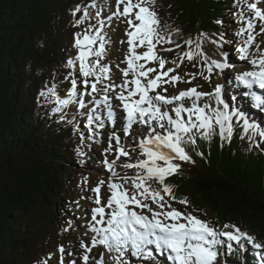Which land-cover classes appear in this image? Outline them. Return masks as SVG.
I'll return each mask as SVG.
<instances>
[{
  "label": "trees",
  "instance_id": "16d2710c",
  "mask_svg": "<svg viewBox=\"0 0 264 264\" xmlns=\"http://www.w3.org/2000/svg\"><path fill=\"white\" fill-rule=\"evenodd\" d=\"M96 1L0 0V264H50L62 241L75 244L79 220L71 213L86 219L85 212L74 206L83 204L74 190L91 187L82 181L79 168L88 160L86 148L100 153L101 138H88L89 130L81 122L86 115L77 118L74 103L52 114L54 104L39 94L55 85L60 97L66 96L70 79L65 77L71 71L66 64L73 58L75 33L95 25L90 5ZM243 4V0H155V10L162 27L180 30L173 39L181 45L201 32L219 43L221 33L226 40L231 35L241 40L236 33ZM77 6L81 10L73 16ZM85 9L89 19L76 26ZM182 50L161 56L174 67L170 61ZM74 71L80 78L77 67ZM214 76L220 77L215 71ZM233 124L230 140L217 134L210 140L197 137L195 146L187 145L195 163H183L166 183L174 186L177 198L187 197V211L200 219L217 227L236 225L264 241V141L258 136L250 141L235 120ZM172 206L185 208L175 202ZM202 211L212 215L201 218ZM223 247L218 264H259L251 246L241 252L233 243L231 253L226 244Z\"/></svg>",
  "mask_w": 264,
  "mask_h": 264
},
{
  "label": "snow or ice",
  "instance_id": "6c2138e0",
  "mask_svg": "<svg viewBox=\"0 0 264 264\" xmlns=\"http://www.w3.org/2000/svg\"><path fill=\"white\" fill-rule=\"evenodd\" d=\"M90 6L95 7V3ZM247 9L252 15L243 20L236 33L242 37L236 51L238 59L248 61L252 70L237 75L236 80L248 90L247 94L253 106L264 111V93L253 91L254 86L264 90V50L257 53L250 51L254 45L257 23L260 33H264V10L255 2H247ZM80 10L77 6L72 15L75 16ZM113 17L124 18L128 25V49L123 61L127 67L121 69L122 82H111L110 66L101 63L107 55L106 45L109 41L103 32L105 19L97 11V24H89L82 33H75L74 47L77 55L66 64L71 69L65 77L66 80H71L66 96L61 98L55 85L46 86V91L42 90L39 94L54 104L52 114L62 113L72 103H77L78 108L83 109L86 106L84 97L93 96L89 103L97 107L103 104L107 109V119L115 124L116 113L109 95L114 93L125 114L121 118L124 121L122 131L125 137L131 135L134 125L142 129L136 133L139 137L136 147L143 158L121 165L124 169H134L133 175L115 171L117 161L121 157H129L130 151L121 143L116 132L109 136V147L105 149V153L113 151L112 141H115V159L109 161L106 157L104 160L105 168L111 174L107 181L110 195L106 198V203L101 204V186L104 181L98 182L91 189L96 207L91 209V221L87 226L93 234L90 244L81 243L84 250L81 256L83 264H89V254L97 246H102L107 253L114 254V264H130V259L126 258L128 256L139 261H148L153 260L156 255L165 254L171 264H218V257L223 251L221 246L226 244L227 251L231 253L233 242L241 249L251 246L259 264H264V241L257 240L254 235L242 231L236 225L224 223L217 227L193 215L187 211V197L177 198L174 186L166 183L169 177L179 173L183 163H195L186 149L187 145L195 146L197 137L210 140L217 134L221 140H230L235 131L234 120L250 141L255 142L257 136L264 141V127L250 122L244 112L231 109L222 96L221 85H216L212 92L198 91L197 86L181 90L176 95H166L168 89L163 85L191 83L197 75L209 81L214 69L223 73L232 66L229 63V53L224 51L221 53L222 60L212 59L209 63V57L203 51V42L208 36L203 32L195 38L184 39L183 45L178 43L173 35H179L180 30L173 32L168 30L167 25L161 26L155 10V0H116V11L107 17V21L110 22ZM86 19H89L87 9L75 21V25L84 23ZM238 19H243L242 13ZM231 42L224 39V34L221 33L220 47ZM256 47L259 49V45ZM137 48H143L144 51L137 52ZM176 49L183 50L177 52L170 61L174 67L165 70L169 60L159 53L173 52ZM185 60L190 63L198 60L202 71L186 73L189 77L187 81L178 74L170 75ZM77 64L80 80L76 78L74 71ZM149 64L158 67H149ZM196 66L193 64V67ZM80 84L83 85L82 90L78 88ZM94 94L100 95V99H96ZM205 97L214 101V104H201L200 101ZM186 99L191 101L190 106L184 104ZM169 105L172 106L170 109ZM170 113H174V116ZM86 115L85 127L89 130L88 138H92L96 134L94 122L98 129L104 127V120L95 108L89 109ZM60 119L63 120L64 115ZM84 139L81 134V141ZM153 184L157 186L153 187ZM173 202L184 205L185 210L174 208ZM58 251L62 254L60 264H64L65 250L60 247ZM42 264H46V261ZM72 264L76 262L72 261ZM96 264H103V254Z\"/></svg>",
  "mask_w": 264,
  "mask_h": 264
},
{
  "label": "rangeland",
  "instance_id": "374dc122",
  "mask_svg": "<svg viewBox=\"0 0 264 264\" xmlns=\"http://www.w3.org/2000/svg\"><path fill=\"white\" fill-rule=\"evenodd\" d=\"M243 1H244L243 7L245 9V12L242 13L243 19H241V22L237 24L238 30L241 27L243 20L250 18L252 15V13L247 9V2H255V3H257V5L262 10H264V0H247V2H246V0H243ZM97 11H99L101 13V17L105 19V27L103 29V32H104V34H106V37L109 41V43L106 45L107 55L101 61V63L110 66V68H111V82L119 84L123 80V75H122L121 69L127 67L126 63H124L123 61L125 59V55H126L127 49H128V45L126 42L127 41L126 29L128 28V25H127L125 19L122 17L121 18L113 17L110 22L107 21V17L116 11V0H98L95 2V7H93L95 25L97 24V18H96V12ZM226 23H227V25H232V26L235 25L234 23L229 22V21L228 22L226 21ZM255 33H256V36H255L254 45L250 48V51L252 53H257L260 50H264V33H260V28H259L258 23H257V27L255 29ZM229 40L232 41L230 44H232L233 47L230 46L229 43H227L228 48L227 47H220L219 43H213L212 41L205 40L203 42V51L209 57V63L211 62L212 59L222 60L223 57L221 56V53L224 51H227L229 53V63L232 66L225 69L223 73H221L219 70L214 69L210 75L209 81H205L202 77L197 75L196 78L194 80H192L191 83L179 82L175 86H173L172 84L163 85V87H166L168 89L166 95H168V96L176 95L181 90H186L188 88L197 87V86H199V87H197L198 91L212 92L216 85L222 86L221 81L217 82V80L214 76V71H216V73H220L221 75L224 76L225 80L228 82V87H229L230 86L229 82L232 80L231 76H233V74L234 75L236 74V76H237L239 72L243 73L244 71H248L249 69H252V65L249 64L248 61H246V60L242 61V60L238 59V53H237L236 49L240 45L242 37H241V40H237L236 37H233L231 35ZM121 41H124V43H121ZM256 45H259V49L256 47ZM136 51L137 52H143L144 49L143 48H137ZM72 52H73V58H74L77 55V49L74 47ZM167 53L168 52H160L159 54L166 56ZM112 65H114V66H112ZM197 65L199 66V62H197ZM148 66L149 67H158V65H155V64H149ZM198 66L193 67V65H191V63L187 62V64H186L185 62H183V64H181L180 68H178L175 72L170 73V75H177L178 74L179 76H181L183 78L184 81H187L189 79V77L187 75H185L186 73H199L200 71H202ZM76 67L79 70L78 64L76 65ZM168 68H173V67H171L170 64L167 63L165 66V70H167ZM231 68H235V69H231ZM230 71H233V73L231 74ZM80 79L81 78H78V80H80ZM66 84H67L66 88H68V90H69L71 87V80L66 81ZM207 87H209L210 89L205 91L207 89ZM78 88L80 90H82L83 85L82 84L78 85ZM68 90H67V92H68ZM89 91H90V88H89ZM157 91H162V89H157ZM228 92H229L228 90L224 89L222 91V96L228 94ZM229 93L230 94L228 95V100H231V97L233 98V96H231V92H229ZM94 95H95L96 99H100V95H98V94H94ZM109 95L111 96V103H112L113 109L116 113L115 124H113L111 121H109L107 119V109L104 108L103 104H101L99 107H97L96 105L89 103L93 99V96H91V100L87 101L86 106L83 109H79L77 107L76 103H74L72 106V109L74 111L78 112V113H75V114H77V118L80 114L85 113V115H86L88 113L89 109L95 108L96 112L98 114H100L102 118L105 117V119L107 120L108 123L106 124L104 122L103 128L96 129L95 128V122H94L93 128L95 129L96 134L92 138L95 139L97 137L96 135H99L98 139L102 138V141L100 140V144H99L100 153L96 149L92 148V150L89 151L86 148V152L89 155L88 160H86L85 168H83V169L79 168V171L82 175V181L84 183H85V181H87L88 183H90L91 187H89L90 191H88L87 187H85L83 189L81 186L79 188H75V190H74L75 191L74 196H75L76 200L83 203L82 204L83 209L85 210L84 216L86 219L81 220L78 216H76V214H74L73 212L71 213V215L73 217L75 216L76 219L79 220L80 222L77 221L78 223H76V225L74 223L75 234H76L75 244H72L69 241H67V242L62 241L60 243V245H62L60 247H63V249L65 250L64 254H63L64 264H72V261H75L76 264H83V261L81 260V256L83 255L84 250L81 247V243L84 242V243L90 244L91 237L93 234L88 230L87 226H88L89 221H91V209L96 207V205L94 203V193L91 191V189L96 187L98 185V182L104 181L105 183L103 184V186H101V204H105L106 198L110 195V193L108 192V188H107V181H108L111 174L105 168L104 160H105L106 156H107V159L109 161L115 159V141L114 140L112 141L113 151L109 152V153H105V149L109 147V136L111 135V133L116 132L117 135H119L121 138V143L124 145V147L126 149H128L130 151L129 157H121L117 161V163L115 165V171L116 172H118L120 174L127 173L128 175H133L135 172L134 169H124L121 167V165L123 163H126V162L134 163L136 161V159L139 158V156H140L139 148L136 147V145L138 144V140H139V137H137L136 133L142 130L141 127L138 125H134L131 135L128 137H125V135L122 131L124 121L121 119L125 114L123 113L122 108L120 107V102L115 99V94L110 93ZM86 99H88V97H86ZM205 100H208V98L205 97L201 101L204 102ZM184 102L186 103V105L191 103V101L187 100V99ZM250 106H251V101L249 100L248 108ZM171 107H172L171 105L168 106L169 109ZM248 114L251 117H253L255 115L258 116L257 112L253 111V109L251 110V113H248ZM172 115L174 116L173 113H172ZM81 119H82L81 122H83L84 117H81ZM84 121L86 124L87 123V115H86ZM261 121H264V118H261ZM143 130L146 131V129H143ZM89 139H91V138H89ZM107 142H108V144L105 145ZM133 148H135V151H132ZM93 167H95V168L93 171H91V169ZM153 187H154V185H153ZM88 193H89V195H88ZM74 206L77 208H79V207L82 208V206H78L76 204H74ZM153 207H155V206L153 205ZM184 210H185V208L183 206H180V211H184ZM202 212L203 213L201 215V218H204L205 214L212 215L210 212H207V211H202ZM64 222H66V221L64 220ZM77 233H78V235H77ZM235 246L240 251H243V249H241L239 247V245L235 244ZM54 251H58V248L55 249ZM68 253H72V255H68ZM101 254H103V264H114V262L112 260V255H114V254L107 253L102 246H97V247L92 249L91 253L89 254L90 255L89 264H96V261L101 258ZM61 255L62 254L59 252L56 255V257L55 256L52 257L53 262L55 264L59 263V260L61 259ZM164 258L167 259L166 254L165 255H156L153 260H148V261H139L137 258L135 259V257H131L130 264H171V261H168V260H167L168 262L164 261ZM53 262L51 260L50 264H54Z\"/></svg>",
  "mask_w": 264,
  "mask_h": 264
},
{
  "label": "bare ground",
  "instance_id": "6f19581e",
  "mask_svg": "<svg viewBox=\"0 0 264 264\" xmlns=\"http://www.w3.org/2000/svg\"><path fill=\"white\" fill-rule=\"evenodd\" d=\"M237 16V15H236ZM238 19V18H237ZM231 72V74L233 73V71H230ZM231 79L232 80H234V81H237L236 80V76L235 75H233V76H231ZM222 82V89L224 90H228L229 91V87H228V82L225 80V81H221ZM241 86V88L243 89V91H246V89L244 88V87H242V85H240ZM230 93L228 92V94H226V95H224L223 96V98L225 99V102H227L228 104H229V106H230V108L231 109H238V110H240V111H242V112H244L245 114H246V116H247V118L249 119V121L250 122H255V123H257L259 126H261V127H264V121H261V118H259L258 116H253V117H251L248 113H251V109L250 108H248V106H242V105H240L237 101H236V99H232V97H231V100H228V95H229ZM237 99H239V97H237ZM205 102H209V103H214V101H209V100H205L204 102L203 101H200V103L201 104H203V103H205ZM242 103V102H241ZM186 105V104H185ZM187 106V105H186ZM49 112V111H48ZM172 114V113H171ZM174 114V113H173ZM103 120H104V122H107V120L105 119V117L104 118H102ZM261 121V122H260ZM92 147H94V145H92ZM93 149H96V148H93ZM193 152V151H192ZM264 152V151H263ZM102 167V166H101ZM83 168H85V166H82V168L81 169H83ZM94 168L95 167H93L92 169H91V171H93L94 170ZM90 169V168H89ZM76 205H78V206H82V208H78V209H81L82 211H85L84 209H83V205L82 204H76ZM56 221V220H55ZM71 227V226H70ZM77 235H78V233H77ZM224 245H222L221 247L223 248V250H224V247H223ZM241 252H243V251H241ZM237 257V256H236ZM235 257V258H236ZM128 259H131V257L130 256H128L127 257ZM231 258V257H230ZM136 259V258H135ZM233 259V258H232ZM237 260H238V258H237ZM164 261H167V259H165L164 258ZM235 261H236V259H235ZM168 262V261H167Z\"/></svg>",
  "mask_w": 264,
  "mask_h": 264
}]
</instances>
